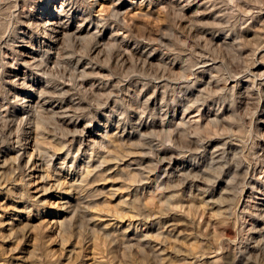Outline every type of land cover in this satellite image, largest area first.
<instances>
[{
  "label": "rangeland",
  "instance_id": "374dc122",
  "mask_svg": "<svg viewBox=\"0 0 264 264\" xmlns=\"http://www.w3.org/2000/svg\"><path fill=\"white\" fill-rule=\"evenodd\" d=\"M0 104V213L22 201L30 224L0 264H264V0H0ZM38 156L86 195L57 227L21 169Z\"/></svg>",
  "mask_w": 264,
  "mask_h": 264
},
{
  "label": "bare ground",
  "instance_id": "6f19581e",
  "mask_svg": "<svg viewBox=\"0 0 264 264\" xmlns=\"http://www.w3.org/2000/svg\"><path fill=\"white\" fill-rule=\"evenodd\" d=\"M74 9L73 8H70V7H68L67 5H66V3H63L62 4V6L58 9L57 8V10H56V13H54L50 18H49V20L46 22V28L51 32V34H50V37L48 38L49 40L47 41V44H49L48 45V47L50 46V45H53V46H61V45H63L62 43H63V40H62V35L63 34H66V32L68 33V29H70V26H68V25H64L63 24V22L65 21V19H70L71 17H72V15H73V11ZM86 18V17H85ZM80 19V18H79ZM82 19V18H81ZM83 20V19H82ZM86 20V19H85ZM89 20H91V19H89ZM89 20H88V22H89ZM84 21V20H83ZM79 23V22H78ZM77 23V24H78ZM90 23V22H89ZM67 24V23H66ZM69 24V23H68ZM81 24H82V22H81ZM85 24H86V22H85ZM38 25V24H37ZM43 25V24H42ZM42 25H41V27H42ZM94 25V24H93ZM38 26H40V25H38ZM74 26V25H73ZM76 26H79V24L78 25H76ZM75 26V27H76ZM83 26V24L81 25V27ZM30 27V26H29ZM80 27V26H79ZM46 29V30H47ZM90 29V28H89ZM103 29V28H102ZM45 30V31H46ZM92 30V29H91ZM85 31H87V29L85 28V27H83V28H77V29H74V30H72V34L74 35V36H80L81 34H83ZM88 32H89V30H88ZM45 33V32H44ZM89 33H92V31L91 32H89ZM46 35H47V33H46ZM88 35V34H87ZM69 37V36H68ZM83 37V36H82ZM85 37V36H84ZM80 38V37H79ZM78 38V39H79ZM116 38V37H115ZM70 39H72V36H71V38ZM109 39V38H108ZM67 40V39H66ZM74 40H75V38H74ZM81 40V39H80ZM79 40V41H80ZM21 41H24V40H21ZM26 41V40H25ZM108 41V40H107ZM24 43V42H23ZM46 44V43H45ZM102 44V43H101ZM21 46V45H20ZM101 46V45H100ZM66 47V46H65ZM64 47V48H65ZM97 47V46H96ZM98 47H99V45H98ZM29 48H30V46H29ZM40 48V47H39ZM47 48V47H46ZM60 48V47H59ZM67 48V47H66ZM65 48V49H66ZM100 48V47H99ZM56 49V48H55ZM77 49V48H76ZM40 50V49H39ZM42 50V49H41ZM61 50V49H60ZM63 50V49H62ZM25 51V53H22V55H23V60L25 61V63H28V64H30V63H34V61L36 60V57H37V48H34V47H32L31 48V50L30 51H28L27 49H25L24 50ZM66 51V50H65ZM68 51V50H67ZM41 52V51H40ZM60 52V51H59ZM67 53V52H66ZM101 53V52H100ZM50 54H52V53H50ZM58 54V53H57ZM143 55V54H142ZM67 57V56H66ZM140 59V58H139ZM38 60H39V58H38ZM38 60H37V62H38ZM128 61V60H127ZM36 62V63H37ZM40 62V61H39ZM55 62V61H54ZM67 62V61H66ZM125 62V61H124ZM36 63H34V64H36ZM81 63V62H80ZM79 64V63H78ZM211 64V63H210ZM23 65H24V63H23ZM30 66V65H29ZM29 66H27V67H29ZM35 66L33 65V68H34ZM83 68V67H82ZM29 69H31V67L29 68ZM258 69H260V66H258L257 67V70ZM75 73V72H74ZM26 75V74H25ZM21 77V76H20ZM246 77V76H245ZM25 78V77H24ZM23 78V79H24ZM27 78V77H26ZM17 79V78H16ZM259 81V80H258ZM46 85V84H45ZM56 89V88H55ZM50 90V89H49ZM36 93V92H35ZM55 93V92H54ZM34 94V93H33ZM45 94V93H44ZM53 94V93H52ZM56 94V93H55ZM49 95V94H48ZM48 95H41V99H44V100H46V99H48ZM33 96V95H32ZM50 96H51V94H50ZM54 96V95H53ZM50 98V97H49ZM52 98V97H51ZM50 98V99H51ZM57 98V97H56ZM54 99V98H53ZM58 99V98H57ZM39 100V99H38ZM37 100V101H38ZM25 101V100H24ZM36 101V102H37ZM47 101V100H46ZM54 101V100H53ZM59 101V100H58ZM39 102V101H38ZM37 102V103H38ZM41 102V101H40ZM52 101H50V103H51ZM60 102V101H59ZM22 103V102H21ZM43 103V102H42ZM47 103V102H46ZM53 103V102H52ZM63 103V102H62ZM45 104V103H44ZM43 104V105H44ZM69 104H71V103H69ZM1 105V104H0ZM34 105V104H33ZM48 105V104H47ZM62 105V104H61ZM37 106V105H36ZM23 107H24V105H23ZM32 107V105L31 104H27V105H25V109L27 110V112H29L30 111V109H32L31 108ZM34 107V106H33ZM55 107L57 108V110L59 109V111L62 113V115H66L67 114V109H64L62 106H59V105H55ZM74 107H72V109H73ZM24 109V110H25ZM55 109V108H54ZM75 109V108H74ZM154 109V108H153ZM51 110V109H50ZM51 111H53V109L51 110ZM69 111H70V109H69ZM72 111V110H71ZM75 111V110H74ZM24 112V111H23ZM58 114H59V112H57ZM75 113V112H74ZM28 114L29 113H27V116H28ZM72 115V114H71ZM31 116V115H30ZM13 117V116H12ZM62 117V116H61ZM60 117V118H61ZM65 117V116H64ZM72 117V116H71ZM24 118V117H23ZM74 118V117H73ZM28 119H29V117H28ZM27 119V120H28ZM67 119H68V117H67ZM26 120V121H27ZM30 120V119H29ZM69 120H70V117H69ZM28 122V121H27ZM32 122V121H31ZM30 123V122H29ZM33 123V122H32ZM68 124V123H67ZM108 124V123H107ZM106 124V125H107ZM77 125V124H76ZM102 125V124H101ZM28 126V125H27ZM29 126H31L30 124H29ZM91 127V126H90ZM104 127V126H103ZM125 127V126H124ZM27 128V127H26ZM88 128V127H87ZM30 129V128H29ZM35 129V128H34ZM86 129V128H85ZM109 129V128H108ZM27 131V130H26ZM85 131V130H84ZM109 131V130H108ZM133 131V130H132ZM31 133H33V129L31 128ZM37 133V132H36ZM35 133V134H36ZM119 133V132H118ZM124 133V132H123ZM30 135V134H29ZM97 135L98 136H102V134L100 133V132H98L97 133ZM28 136V135H27ZM36 136V135H35ZM34 136V137H35ZM37 136H38V134H37ZM36 136V137H37ZM49 136H50V134H49ZM30 137V136H29ZM28 137V138H29ZM35 137V138H36ZM52 137H53V135H52ZM104 137V136H103ZM102 137V138H103ZM148 137V136H147ZM51 138V137H50ZM49 138V139H50ZM31 139V138H30ZM39 139V138H38ZM46 139H48V138H46ZM45 139V140H46ZM16 140V139H15ZM89 140V139H88ZM102 140V139H101ZM122 140V139H121ZM51 141H52V139H51ZM87 141V140H86ZM90 141H93L92 140V138L90 139ZM30 142V141H29ZM82 142H84V141H82ZM93 144H94V142H93ZM50 145V144H49ZM85 145V144H84ZM87 146V145H86ZM228 146V145H227ZM85 147V146H84ZM31 148V147H30ZM37 149V148H36ZM63 149V148H62ZM61 149V150H62ZM80 149V148H79ZM89 149V148H88ZM34 150H35V143H34ZM52 150V149H51ZM64 150V149H63ZM26 151V150H25ZM53 151V150H52ZM49 152H50V150H49ZM54 152V151H53ZM59 152V151H58ZM58 152H57V156H58ZM61 152V151H60ZM64 152V151H63ZM130 152V151H129ZM222 152V151H221ZM56 153V152H55ZM125 153H128V152H125ZM125 153H124V155H125ZM134 153H138V152H134ZM217 153V152H216ZM22 154V153H21ZM34 154V153H33ZM51 154H53V157L55 156L56 157V155L54 154V153H51ZM214 154V153H213ZM36 154H34V156H35ZM133 155H135L136 156V154H133ZM215 155V154H214ZM34 156H32V157H34ZM40 156V155H39ZM39 156L38 157H35V159L33 160V161H31V162H28L29 161V159L27 160V164L26 163H22V165H21V169H24L26 172H27V174H28V176L29 177H32L33 178V199L37 202V203H42L41 204V206L43 205V203L44 202H48L50 199H56V206L59 208V210L61 211V215H57V216H54L53 218H52V220H51V223L53 224V226L54 227H57L62 221H61V217L63 216V215H67L68 213H70V208H72V205H73V203L72 204H70V202L72 201L73 202V200H75V199H78L79 198V195H77V190H76V187L75 186H77V185H75V183H74V181H72L73 180V176H71V177H68V178H62V179H66L67 180V184H69V192L68 193H64L62 190H61V188H60V184L59 183H61L60 182V178L59 179H55L54 178V182H52L51 183V180H50V177L51 176H49L48 175V172L49 171H47V169H49L48 168V165H47V168H46V166H45V164H44V162H43V160L42 159H40L39 158ZM42 156V155H41ZM126 156V155H125ZM138 156H140V155H138ZM18 157H20L19 155H18ZM18 157H16V158H18ZM29 157V156H28ZM61 157V156H60ZM59 157V158H60ZM64 157V156H63ZM129 157V156H128ZM13 158V157H12ZM15 158V157H14ZM13 158V159H14ZM15 158V159H16ZM31 158V157H30ZM41 158H43V157H41ZM57 158V157H56ZM127 158V157H126ZM130 158H132V156L130 157ZM136 158H137V156H136ZM140 158V157H139ZM142 158V157H141ZM12 159V160H13ZM21 160H22V162H24L25 161V155L24 156H22L21 158H20ZM33 158H31V160H32ZM53 159V158H52ZM55 159V158H54ZM63 159V158H62ZM133 159H135V158H133ZM218 159V158H217ZM10 160V159H9ZM130 160V159H129ZM2 161V160H1ZM20 161V160H19ZM68 161V160H67ZM82 161V160H81ZM4 162V161H3ZM46 162V161H45ZM63 163V162H62ZM65 163V162H64ZM113 163V162H112ZM112 163H110V164H112ZM115 163V162H114ZM15 165H16V162L14 163ZM20 164V163H19ZM66 164V163H65ZM110 164H109V166H110ZM129 165V164H128ZM65 166V165H64ZM17 168H18V165L16 166ZM20 167V166H19ZM49 167L50 168H52V166H50L49 165ZM63 167V165H61V168ZM106 168H107V166H106ZM179 168V167H178ZM5 169V166L3 165V163H0V171H3ZM13 169H15V168H13ZM16 170V169H15ZM49 170H51V169H49ZM54 170V169H53ZM102 170V169H101ZM19 171V170H18ZM25 171H23L25 174H26V172ZM62 171V170H61ZM65 171V170H64ZM22 172V173H23ZM50 172H52V171H50ZM50 172H49V174H50ZM57 172H58V169H57ZM103 172V171H102ZM175 172V171H174ZM177 172V171H176ZM53 173V172H52ZM179 173V172H178ZM182 173V172H181ZM207 173V172H206ZM61 174V173H60ZM9 175V174H8ZM53 175H54V173H53ZM64 175V174H63ZM1 176V175H0ZM55 176V175H54ZM53 176V177H54ZM175 176V175H174ZM205 176V175H204ZM28 177V178H29ZM67 177V176H66ZM78 177V176H77ZM9 178V177H8ZM26 178V177H25ZM24 179V178H23ZM30 180V179H29ZM65 180V181H66ZM78 180V179H77ZM176 181V180H175ZM63 183H64V181H62ZM8 183V182H7ZM32 184V183H31ZM194 184V183H193ZM5 185V184H4ZM4 185H2V186H4ZM64 185H66V184H64ZM78 185H80V184H78ZM28 186H30L29 184H28ZM83 186V185H82ZM67 187V186H66ZM80 187V186H79ZM30 188H32L31 186H30ZM78 188V187H77ZM1 189V188H0ZM5 189V188H4ZM87 189V188H86ZM5 191V190H4ZM30 191V190H29ZM64 191H67V190H65L64 189ZM78 191H80V189L78 190ZM3 192V191H2ZM80 192H82V191H80ZM84 192V191H83ZM80 193V194H84V193ZM15 193V192H14ZM19 193H21V192H19ZM4 194V193H3ZM23 194V193H22ZM85 195V194H84ZM15 196V195H14ZM28 196V195H27ZM86 196V195H85ZM7 197V196H6ZM10 197V196H9ZM12 197V196H11ZM81 197H82V195H81ZM13 198V197H12ZM15 198V197H14ZM13 198V199H14ZM18 198V197H17ZM20 199V198H19ZM24 199V198H23ZM33 199H30V200H32L33 201ZM81 199V198H80ZM10 200V199H9ZM17 200V199H16ZM25 200V199H24ZM28 200V199H27ZM14 201V200H13ZM76 201H80V200H76ZM75 201V202H76ZM22 201H16V203H17V205H12V204H10L9 202H7V200H2V204H3V207H1V213H0V241H9L10 239L12 240V238H10V236H11V234H12V232H16V230H19L20 228H17V227H19V225L21 226L22 224H29V222H28V217L26 218V214H27V211L29 210L28 209V206H26V204L24 205L23 203H21ZM34 202V201H33ZM50 202V201H49ZM83 201H81L80 203H82ZM91 202V201H90ZM29 203V202H28ZM87 203V202H86ZM89 203V202H88ZM260 203H262V206H264V199L260 202ZM32 204V203H31ZM46 204H48V203H46ZM45 204V205H46ZM75 204V203H74ZM79 204V203H78ZM90 204V203H89ZM30 205V204H29ZM39 205V204H38ZM44 205V206H45ZM51 205H52V203H51ZM80 205V204H79ZM34 206H36V205H34ZM43 206V207H44ZM46 206H48V205H46ZM75 206V205H74ZM261 206V207H262ZM55 207V206H54ZM57 207H55L56 209H58ZM81 207V206H80ZM86 207H89V206H86ZM33 207H31V209H32ZM81 208H84V207H81ZM90 209V208H89ZM88 209V210H89ZM72 210V209H71ZM75 210H76V207H75ZM74 210V211H75ZM84 210V209H83ZM31 211V210H30ZM29 211V212H30ZM81 211H82V209H81ZM80 211V212H81ZM85 211H87V209L85 210ZM262 211V210H261ZM28 212V213H29ZM32 212V211H31ZM73 212V211H72ZM89 212V211H88ZM75 213V212H74ZM67 217H68V215H67ZM69 218H71V217H69ZM68 218V219H69ZM100 219H101V217H99ZM99 218H97V220L99 219ZM94 219H96V218H94L93 217V219H91V220H94ZM25 220H27L26 221V223H25ZM101 220H103V219H101ZM106 220V219H105ZM105 220H103V221H105ZM49 221V220H48ZM64 221H65V219H64ZM49 224V223H48ZM62 224H63V222H62ZM61 224V225H62ZM29 226H30V224H29ZM32 226V225H31ZM50 226V225H49ZM60 226V225H59ZM52 227V226H51ZM106 227H107V225H106ZM106 227H104V228H106ZM17 228V229H16ZM28 228V227H27ZM32 228V227H31ZM59 228V227H58ZM26 229V228H25ZM53 230H55V228L53 229ZM57 230V229H56ZM27 231H28V229H27ZM18 232V231H17ZM24 232H25V230H24ZM64 232V231H63ZM26 233V232H25ZM28 234V233H27ZM59 234L60 233H58V236H59ZM14 235V234H13ZM25 236V235H24ZM29 236V235H28ZM27 236V237H28ZM13 237H15V236H13ZM63 236H62V233L60 234V236H59V240H58V238H57V236H56V238H57V240L58 241H60L61 239L60 238H62ZM54 238V237H53ZM56 238L54 239L55 241H56ZM50 240V239H49ZM53 239L51 238V241H52ZM53 240V241H54ZM63 240V239H62ZM61 240V241H62ZM58 241H56V243H58ZM49 243V242H48ZM52 244V243H51ZM62 244V243H61ZM64 244V243H63ZM61 245V247H63L64 245ZM57 245V244H56ZM59 245V244H58ZM65 247V246H64ZM12 248H10V250H11ZM63 250H64V248H62ZM8 252V251H7ZM9 253V252H8ZM11 253V252H10ZM15 253H17L16 252V250H15ZM20 253V252H19ZM13 254V253H12ZM18 254V253H17ZM9 255V254H8ZM15 256V255H14ZM11 257V256H10ZM15 258H17V259H19V257L17 256V257H15ZM22 258V257H21ZM16 261V260H15ZM22 261V260H21ZM13 262V261H12ZM11 263V262H10Z\"/></svg>",
  "mask_w": 264,
  "mask_h": 264
}]
</instances>
